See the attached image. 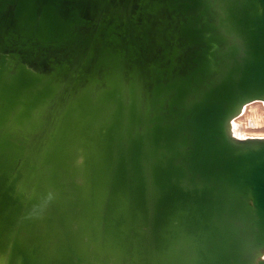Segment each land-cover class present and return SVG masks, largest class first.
<instances>
[{"label":"water","instance_id":"95a60500","mask_svg":"<svg viewBox=\"0 0 264 264\" xmlns=\"http://www.w3.org/2000/svg\"><path fill=\"white\" fill-rule=\"evenodd\" d=\"M264 0H0V264H264Z\"/></svg>","mask_w":264,"mask_h":264},{"label":"rangeland","instance_id":"374dc122","mask_svg":"<svg viewBox=\"0 0 264 264\" xmlns=\"http://www.w3.org/2000/svg\"><path fill=\"white\" fill-rule=\"evenodd\" d=\"M246 108L236 121L243 124V129L247 135L264 136V104L262 102H254Z\"/></svg>","mask_w":264,"mask_h":264},{"label":"bare ground","instance_id":"6f19581e","mask_svg":"<svg viewBox=\"0 0 264 264\" xmlns=\"http://www.w3.org/2000/svg\"><path fill=\"white\" fill-rule=\"evenodd\" d=\"M247 107V106H246ZM245 107V109H244V111L247 109ZM257 124V123H256ZM233 127H234V131H235V133L237 134V135H239V136H242V137H245V136H249V135H247V133L244 131V129H243V124L242 123H240V122H237L236 120L234 121V123H233ZM263 134V133H262Z\"/></svg>","mask_w":264,"mask_h":264}]
</instances>
